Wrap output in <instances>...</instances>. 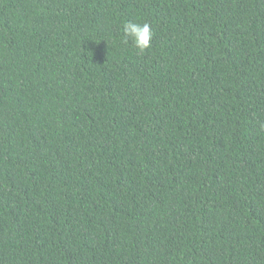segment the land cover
I'll return each instance as SVG.
<instances>
[{
    "label": "trees",
    "instance_id": "obj_1",
    "mask_svg": "<svg viewBox=\"0 0 264 264\" xmlns=\"http://www.w3.org/2000/svg\"><path fill=\"white\" fill-rule=\"evenodd\" d=\"M0 264H264V0H0Z\"/></svg>",
    "mask_w": 264,
    "mask_h": 264
},
{
    "label": "clouds",
    "instance_id": "obj_2",
    "mask_svg": "<svg viewBox=\"0 0 264 264\" xmlns=\"http://www.w3.org/2000/svg\"><path fill=\"white\" fill-rule=\"evenodd\" d=\"M122 43L127 45L129 42L141 53L150 49L154 32L152 25L148 22L137 23L127 21L122 27Z\"/></svg>",
    "mask_w": 264,
    "mask_h": 264
}]
</instances>
